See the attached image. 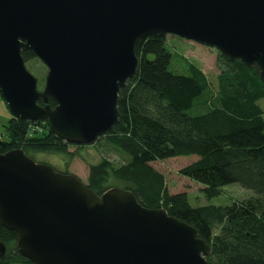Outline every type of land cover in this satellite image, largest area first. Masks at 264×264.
Returning a JSON list of instances; mask_svg holds the SVG:
<instances>
[{
  "label": "water",
  "instance_id": "1",
  "mask_svg": "<svg viewBox=\"0 0 264 264\" xmlns=\"http://www.w3.org/2000/svg\"><path fill=\"white\" fill-rule=\"evenodd\" d=\"M153 33L255 66L264 83V0H0V95L13 118L91 144L117 124L136 43ZM22 51L47 68L42 90ZM0 224L35 264H210L211 247L165 209L127 189L98 195L21 149L0 153Z\"/></svg>",
  "mask_w": 264,
  "mask_h": 264
},
{
  "label": "trees",
  "instance_id": "2",
  "mask_svg": "<svg viewBox=\"0 0 264 264\" xmlns=\"http://www.w3.org/2000/svg\"><path fill=\"white\" fill-rule=\"evenodd\" d=\"M168 35L137 41V74L118 93V122L98 139L128 160L118 166L106 160L91 164L85 184L99 195L113 187V179L142 206L164 208L194 227L211 247L210 264H264V118L258 104L264 83L255 66L221 53L214 61V85L191 62L186 72L173 73ZM22 57L25 63L37 59L30 51ZM4 131L0 153L21 149L30 158L36 153L69 157L70 146L82 147L57 137L45 121L11 117ZM233 183L253 196L229 205L189 202L190 188L210 200ZM0 241L6 246L0 264H35L16 249L15 232L1 224Z\"/></svg>",
  "mask_w": 264,
  "mask_h": 264
},
{
  "label": "rangeland",
  "instance_id": "3",
  "mask_svg": "<svg viewBox=\"0 0 264 264\" xmlns=\"http://www.w3.org/2000/svg\"><path fill=\"white\" fill-rule=\"evenodd\" d=\"M165 44L171 54L169 64L170 71L175 74H182L187 70L186 63L191 62L203 70L207 80L210 81L211 84L214 85L216 83L215 75L217 70L215 69L214 61L219 53L218 51L172 35L166 37ZM25 65L28 71L36 77L38 90H42L47 73L45 65L39 59L28 61ZM258 104L263 111L264 118V98L260 99ZM10 118L11 115L8 108L0 96V133L5 132L4 127L7 125ZM81 146L80 148L70 146L68 150L74 154L69 157L67 155L46 153H36L32 157L35 161L48 164L57 171L76 176L81 179L83 183L87 182L88 168L91 164H97L106 160L112 166H118L128 160L122 152L111 147L102 140H97L91 144ZM110 183L113 187L122 188L121 184L115 182L113 179L110 180ZM187 193L189 202L192 206L205 204L229 205L234 200L241 201L253 196L251 190L242 188L236 183L224 185L221 187L220 194L210 200H207L197 187L188 189Z\"/></svg>",
  "mask_w": 264,
  "mask_h": 264
}]
</instances>
